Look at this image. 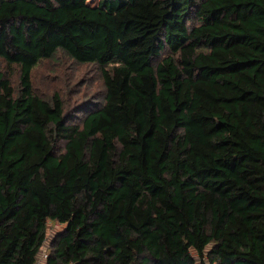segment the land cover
Segmentation results:
<instances>
[{
	"label": "trees",
	"instance_id": "trees-1",
	"mask_svg": "<svg viewBox=\"0 0 264 264\" xmlns=\"http://www.w3.org/2000/svg\"><path fill=\"white\" fill-rule=\"evenodd\" d=\"M58 54L100 71L78 121ZM0 59V264L50 221L45 264H264V0H0Z\"/></svg>",
	"mask_w": 264,
	"mask_h": 264
},
{
	"label": "rangeland",
	"instance_id": "rangeland-1",
	"mask_svg": "<svg viewBox=\"0 0 264 264\" xmlns=\"http://www.w3.org/2000/svg\"><path fill=\"white\" fill-rule=\"evenodd\" d=\"M55 58L37 65L32 74L33 90L43 97L58 93L65 111L75 114L78 121L101 103L104 90L100 71L94 65H81L61 54ZM0 73L10 81L12 88H18L19 70L16 66H8L0 59ZM63 229L64 225L52 221L48 223L47 238L40 255L48 253L51 241Z\"/></svg>",
	"mask_w": 264,
	"mask_h": 264
},
{
	"label": "built area",
	"instance_id": "built-area-1",
	"mask_svg": "<svg viewBox=\"0 0 264 264\" xmlns=\"http://www.w3.org/2000/svg\"><path fill=\"white\" fill-rule=\"evenodd\" d=\"M40 254H42L41 250H40V253L38 255L36 264H45L47 254H43V255H40Z\"/></svg>",
	"mask_w": 264,
	"mask_h": 264
}]
</instances>
